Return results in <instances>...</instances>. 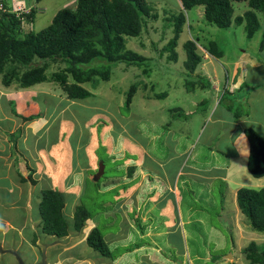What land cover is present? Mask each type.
<instances>
[{"label": "rangeland", "instance_id": "obj_1", "mask_svg": "<svg viewBox=\"0 0 264 264\" xmlns=\"http://www.w3.org/2000/svg\"><path fill=\"white\" fill-rule=\"evenodd\" d=\"M77 1L42 0L36 6L38 10L34 20L30 24L24 22L22 29L37 33L47 28L60 10L76 7ZM147 2L158 18L148 19L139 37L125 38L126 50L144 58L146 62L143 65L119 63L111 69L109 81L100 79L96 86L85 84L93 96L77 102L71 101L67 106V114L61 113L62 93L56 88L55 82H45L34 89H23L12 94L16 111L21 108L24 113L30 112L31 115L43 110L56 115L41 138L36 140L31 135L28 137V142L39 147L41 153V159L36 162L37 174L33 177L36 185L30 182L31 188L37 189L33 193L34 199H39L40 192L46 188L64 187L65 191L69 190L66 200H73L75 205H79V194L75 195L73 192L79 186L76 184H82L86 179L96 180L100 175L103 177L102 167L100 168L103 162L106 170L102 181L106 179L120 191V194H106L103 189L89 190L90 195L97 196V201L90 207L93 208L91 211L94 213V222L103 229L106 240L121 236L125 230L127 232L130 229L129 220L134 225V214L133 217L131 215L134 211L125 216L127 203L134 205L135 209L139 208L138 203L143 202L139 213L141 218L144 214L149 220L145 230L136 232L135 239L141 236V241L135 244L138 247L133 246L135 249L131 252H126V248L114 250L110 247L119 264L132 257L141 261L138 264H220L221 261L222 264H249L243 250L250 242L264 243V234L251 228L237 205L236 194L240 188H263L261 186L264 179L254 178L250 174L246 157L239 158L240 164L235 168L240 169L237 178L232 179L237 180V185L231 184L228 187L222 176L221 179L217 177L208 182L207 176L220 172L214 171L215 167L221 169L232 165V157L236 154H232L230 159L225 154L233 151L230 135L240 130L235 126V116L241 114L249 117L250 121L263 118V123L259 126L244 125L264 134V89L253 90V93L252 90L246 93L247 89L237 92L238 86H229L226 76L227 71L229 76L232 75L236 60L237 63L242 62L241 71L247 81L254 80L253 77L264 72V69L263 72L254 71L247 66L250 65V58L264 62V50H260L264 22L261 30L249 39L244 25L220 29L210 24L205 19L203 6L183 11L179 0ZM234 6L235 17L250 10L246 2L235 3ZM181 12L186 16V23L174 47L175 17ZM188 40L196 43L197 51L203 56L196 73L189 76L184 67V44ZM212 41L223 52L222 58H214L208 53ZM172 50L175 51L172 53ZM214 67L218 75H213ZM55 70L58 69L53 66L48 72L51 74ZM200 82L206 87L198 85ZM132 85H137L138 91L128 110L124 105ZM193 85L196 86L193 88ZM3 88L6 87L0 82V89ZM162 95L165 97H161ZM10 107L6 103L1 105V110L5 109L9 113ZM255 107H261V110L254 111ZM211 117L214 118L212 122L208 119ZM10 128L9 124H3L4 131L9 132ZM14 130L11 128V131ZM212 130H217V139L207 143L205 141ZM21 140L23 141L22 138L19 139ZM216 145L226 153L213 152ZM190 153L192 159L188 160ZM183 161L202 173L197 171L192 175L186 166L176 171L178 176L175 174L174 187L179 191L180 202L176 200L175 204L168 195L164 198L157 197L166 187L164 177L170 179ZM80 163L88 167H80L82 178L79 179L76 172L79 173L77 166ZM4 184L7 182L3 181V186ZM26 187L28 188L27 185ZM8 191L10 190H4L0 194L6 197L3 194ZM15 191L14 187L12 192ZM98 191L100 195L97 194ZM120 199L124 200L119 201V207L112 205ZM103 200L109 203L104 211L102 203L100 204ZM38 204H35V213L38 211ZM116 208L118 211L115 213ZM148 211H151L150 216ZM118 215L121 216L119 222ZM16 218L22 224L25 215L19 214ZM88 224L92 226L90 222ZM35 225L33 222L29 225V236L21 232L20 236L27 238L25 241L30 239L31 233L34 236L33 230L38 229L39 221ZM3 229L0 227V243L9 244L0 247V264H24L27 259L25 264H30L29 253H26L27 242H23V245L20 243L26 251L25 260L19 252L20 244L15 242L12 235H6L5 238V233H1ZM39 236L40 234H36L37 238ZM42 245L40 258L48 254L46 243ZM91 250L88 247L82 253L94 254ZM231 254L232 257L226 258ZM144 256L159 261L150 263L142 258ZM222 256L224 258L220 260ZM98 260L100 264L108 263L99 255Z\"/></svg>", "mask_w": 264, "mask_h": 264}, {"label": "trees", "instance_id": "obj_2", "mask_svg": "<svg viewBox=\"0 0 264 264\" xmlns=\"http://www.w3.org/2000/svg\"><path fill=\"white\" fill-rule=\"evenodd\" d=\"M179 2L183 11L203 6L206 21L220 29L244 25L249 39H252L263 26L264 0H179ZM243 2L248 3L250 10L235 17L234 4ZM35 15L36 11L33 9L30 14H23V17L26 23L30 24ZM150 18L156 19L158 16L152 13L147 0H78L76 7L63 8L55 15L47 28L36 33L25 32L22 29L21 17L11 12L1 13L0 82L6 87L3 89L14 94L23 89H34L45 82H55L69 100L77 102L90 98L93 94L84 86L85 84L90 83L96 86L100 79L109 81L111 69L119 63L143 65L146 62L141 56L126 50L125 38L139 37ZM175 19L176 38L172 43L174 47L186 23V16L181 12ZM184 50L186 53L184 67L189 76L196 73L203 61V56L197 51L196 43L192 40L185 42ZM260 50H264V32ZM174 51L172 50V53ZM208 53L217 59L223 57V52L218 50L214 41L210 42ZM173 56L176 59V55ZM53 66H56L58 70L50 74L48 71ZM198 85L206 87L201 82ZM194 86L196 85H193V88ZM245 89H247L246 86H243L242 91ZM137 91V85L130 87L125 109L131 108ZM9 104L11 112L17 115L14 100H10ZM42 116L43 113L39 112L23 116V119L32 121ZM235 117L240 119L244 115L238 114ZM21 130L19 128L13 135L18 134L16 137L20 138ZM245 135L250 143L248 171L254 178H263L264 136L249 127L246 128ZM20 155L24 157L23 154ZM101 167L104 177L106 166L103 162ZM132 168L135 170V166ZM34 173L31 170L28 177L19 175L23 182L36 185L33 179ZM103 177L100 175L96 180L86 179L84 183L78 184L75 190L70 189L76 193L75 195L80 194L82 200L79 205H76L73 216V227L76 231H82L85 223L94 218V213L91 211L93 208L90 205L95 204L97 196L90 195L89 190L96 188L103 189L106 194L114 192L120 194L118 187H113L106 179L102 181ZM68 192L69 190L65 191L64 187L55 188L54 186L40 192L41 199L36 214L37 216L39 214L41 218L44 234L57 238L69 235L70 224L65 210L71 206L73 200L71 202L66 200ZM97 194L101 193L98 191ZM236 199L239 209L249 221L251 228L264 234V187L259 190L240 188ZM116 203L112 205L115 206ZM100 204L103 211L109 206L107 200L100 201ZM133 213L135 217V211ZM120 217L117 216V222L121 221ZM137 221L139 230H142L144 228L142 218L138 216ZM87 244L103 258H116L100 226L92 229L87 237ZM243 253L249 264H264V243L250 242Z\"/></svg>", "mask_w": 264, "mask_h": 264}, {"label": "crops", "instance_id": "obj_3", "mask_svg": "<svg viewBox=\"0 0 264 264\" xmlns=\"http://www.w3.org/2000/svg\"><path fill=\"white\" fill-rule=\"evenodd\" d=\"M14 1L15 0H0V4H4V6L6 8H10V7H12V4L14 3ZM18 1H23L25 3V5L27 6V8H33L36 11V13L38 10V8L36 6H38V4L42 2V1L38 2L37 0H18ZM245 54L246 53H244L243 55L245 56ZM236 61H235V65H233L234 67H233L232 72H231L232 75L229 76V71L226 72V76L229 80L228 85L229 86L232 85V86H236V87L238 86L237 92L242 91L243 86H246L247 90H249V91L252 90V93H253V90L264 89V72H263L264 62H263V60L262 61H256L252 58L249 59L248 62H250V65L247 64L249 69H253L254 71H260L261 70V72H263L261 74L256 75L255 77H253L254 80H251V81H247L245 76H244V72L241 71V68H242L241 66L243 65L242 62L237 63L238 61L237 62ZM212 73H213V75H214V73L217 74L215 67L213 68ZM208 77H210V76L208 75ZM257 84H258V87H255V86H257ZM214 90L218 91L216 89H214ZM233 94H235V93H233ZM12 99H13V96H12L11 92H6L5 90L0 89V144H1L0 145V172H1V175H0V193H2V191H4V190H8V189L10 190V191L5 192L3 194V195L6 194L7 195L6 197H4L0 194V214L2 217L0 219V227H2V229L4 228L1 231L2 235L5 233L4 234L5 238H6V235H12V238L15 239V242H18L19 244L22 243V245H23V242H27V248H28L27 252L24 249H22L21 244H20L19 252L25 260H26L25 252L29 253V256L31 259L30 264H37V263L38 264H100L99 260H98L99 254L97 252L95 253V251L91 247H89V245L87 244L88 235L90 234L92 229H94L95 227H98L99 225L94 222L95 219L93 218V219L88 220L85 223V226H84L82 231H76L73 227V216H74L75 207H76V205L74 204V201L71 204V206H68L69 208H66V210H65L67 220L70 224L69 235L67 237L57 238L55 236H48L42 232V225L40 223L41 218H40L39 214H38V216L36 214L38 211L36 213L33 212L35 204L39 203L38 201H40V198L34 199L35 194H33V193L37 189H35V188L32 189L30 186V182H23L21 180L19 173L16 170V158L13 156V142L16 144L18 153L24 155L23 158L26 159L27 165L29 166L30 170H32V173L35 172L33 175V177H34L37 174L36 162L38 163V160L41 159V153H40L39 147L33 146V142H28V137L31 135L36 140L39 137L41 138L43 133L50 128L51 123L53 121V118L56 117V115L48 114V112H45L44 117H41V118H38V119H35L32 121H26L23 119V116H27L30 112L28 114L26 112L24 113L21 110V108H19L20 113L18 112L19 110H17L18 116L11 112V110H12L11 107L9 108V111H8L9 113H6L5 109L1 110L2 109L1 105H4L6 103L9 104L10 100H12ZM61 100H63L62 97H60V101ZM253 102L254 101L252 99V103ZM258 109L261 110V107H258ZM258 109H256V107H255L254 111H257ZM67 111H68V109H66V108L61 109L62 114H67ZM53 112H51V113H53ZM213 117L208 118V119H210L209 120L210 122H212L214 120ZM261 119H263V118H261ZM261 119H256L254 121H250L249 117H247V116L242 117L240 119H237L235 126L239 127L240 130H236V133L234 132V134L230 135L231 136V142L230 143H231V147H232L233 151L231 153H229V152L223 153V151L221 149H219L218 145H216V147H215L216 150H213V152H220L223 154L226 153L225 155L229 159L232 157V154H236V155H234V157H232L234 159L232 161V165L231 166H223L224 168H221V169L219 167L213 168L214 171L217 170L220 172L213 174V176H207L208 182L215 180L217 177H219V179H221V176H222L223 182H227L228 187L231 184L232 185L238 184L237 180L232 181L233 178H237V174L239 173V170H240V169H235L236 165L240 164V162L238 161L239 158H241V157L249 158V154H250V143H249V141L245 135V130L247 128L245 125L246 124H252V125L255 124V125L259 126V125H261V123H263L261 121ZM4 123L9 124L11 126V128H13L15 130L11 131V128H10L9 132L6 130L4 131V129H3ZM34 125H35V127H34ZM19 128L22 129L21 130L22 133H21L20 138H22L23 141L22 140L19 141L20 138L19 137L17 138L15 135H13L14 132L16 130H18ZM216 131L217 130H212L211 134L208 135V138L205 142L210 143L212 139L216 140L217 136H218ZM8 134H11V138H14L15 140L12 141V139L10 137H8ZM261 134L264 136L263 133H261ZM146 143H148V139H147ZM219 144L221 145V142H219ZM211 146H213V145H211ZM210 148L212 149L213 147H210ZM145 151H146V149H145ZM192 153H194V152H192ZM192 153L189 154L190 156H189L188 160L192 159L191 158ZM34 154H36V155H34ZM150 159L151 158L149 157L148 160L150 161ZM235 159H237V160H235ZM185 162L186 161H183L181 163V166L179 164L176 167V170H175L174 174L171 175L170 179H167L166 176L164 177L163 183L165 184L166 187L164 189V192L157 195V197L164 198L166 195H168V196L173 198V200L175 201V204H176V200L180 202L181 198L179 196V191L176 190L174 187V186H176V184H174L175 178H176L175 174L178 176V173H176V171L178 169L181 170V168H184L185 166L189 169L188 171H191L192 175H195V172L198 171L197 169H194V168H191L190 166H188V164ZM82 165L87 166L84 163H80L77 166V168H79V173L76 172V174L79 175V179L82 178V173H81L82 170L80 168ZM240 166H242V165H240ZM247 168H248V164H247ZM244 170H243V172H244ZM198 173H202V172L198 171ZM28 176H25V177H28ZM88 177H89V174H88ZM3 181L7 182V184H4V186H3ZM76 182H77V180L74 183L76 184ZM26 185L28 186V188L26 187ZM76 185H78V184H76ZM24 186H25V188H24L25 190L23 189ZM263 186H264V184L261 187H263ZM14 187L16 188V191H17L16 194H15L16 191L12 192V191H14ZM128 189H129V186H128ZM9 192L11 194H8ZM8 195H10V196H8ZM78 196H79V201L81 203V201H82L80 198L81 195L79 194ZM123 197L125 199V196H123ZM124 199H120L119 201L124 200ZM35 200L37 202H35ZM118 203L119 202L116 203V207H119ZM137 203H138V201H137ZM137 203H135V204H137ZM138 206H139V208L135 207V209H134V205H131L130 203H127L125 205V207H126L125 216H128L127 214L129 212H132V211H135V213H136V215L134 217L135 218L134 225H132L131 221L128 218L130 229L127 232L125 230V232L121 236H119V237L117 236V238H115V239H112L110 241L106 240L109 248L111 247L114 250H118L119 248H126V250H125L126 252H131L132 249H135V248H133V246L141 241V236H139L135 239V234L137 231H139V227H138L139 225H137V222H138L137 217L138 216H139V218L141 217V214L139 213V209L143 208V202L138 203ZM166 208H168V207H166ZM117 211H118V208H116V210L114 212L116 213ZM150 212L151 211H148L149 216H150ZM19 214L25 215V220L22 224L16 218V216ZM132 214H134V213H131V215ZM132 217H133V215H132ZM27 218H28V221H27ZM30 221L33 222V225H35L37 223V221H39L40 225H38V227H37L38 229L33 230L35 232L34 236H32V233H31L30 239L25 241V239H27V238L21 237L22 236L21 232H23L29 236V234H30L29 225L31 224ZM148 221L149 220H147V218H145V215L142 214V225L144 226V228L142 230L146 229ZM1 222H4V223H1ZM88 222H90L92 224V226H90L88 224ZM36 234H40V236L37 238ZM44 237H46L48 240ZM44 242L46 243V247H48L47 248L48 254L46 257L40 258V256H41L40 253L42 251V246H43L42 244ZM8 244H9L8 242H6L5 244L0 243V247L8 246ZM122 244H124V245L122 246ZM88 247L90 249H92L91 252L94 254L82 253ZM21 249H22V251H21ZM92 255H93L94 259H93ZM142 258H146L147 261L150 263L159 261L157 259L152 260L149 257H145V256ZM105 259L108 261V263H106V264H119L118 260L107 259V258H105ZM27 261H28V259L26 260V262H24V264L27 263ZM140 262H141L140 260L137 261L135 259V257H132V258L128 259L127 261H125L123 264H138ZM21 263L22 262H20V264Z\"/></svg>", "mask_w": 264, "mask_h": 264}, {"label": "water", "instance_id": "obj_4", "mask_svg": "<svg viewBox=\"0 0 264 264\" xmlns=\"http://www.w3.org/2000/svg\"><path fill=\"white\" fill-rule=\"evenodd\" d=\"M15 139L12 138V141H14ZM13 156L16 158V170L19 174H21L22 176H28L31 173V170L28 168L27 165V161L26 159H24L17 151L16 149V144L13 142ZM232 257L231 255L226 256L227 257ZM224 256H222L220 258V260H223ZM23 264V263H22Z\"/></svg>", "mask_w": 264, "mask_h": 264}, {"label": "clouds", "instance_id": "obj_5", "mask_svg": "<svg viewBox=\"0 0 264 264\" xmlns=\"http://www.w3.org/2000/svg\"><path fill=\"white\" fill-rule=\"evenodd\" d=\"M24 4H25V3H24ZM26 8H27V6H26ZM5 9H7L6 12H11V13H14L17 17H21V20H22L23 23L26 22V21H25V17H23V14H27V15H28V14H30V12L33 10V8H27L26 10L28 11V13H23V14H21V16H19V15H17V13L13 12V4H12V7H10V8H6V7H5ZM6 12H1V11H0V14H1V13H6ZM57 87L59 88L58 85H56V88H57ZM3 90H4V89H3ZM59 90H60V88H59ZM60 91H61V90H60ZM61 93H62V92H61ZM61 97H62V98L64 97V100H65V101L61 100L62 105H63L62 108H66V109H68L67 106H68L69 103H71L72 100L67 99L63 93L61 94ZM41 111H42V113H43V116H42V117H44L45 112H47V111H43V110H41ZM41 111H40V112H41ZM263 178H264V177H263ZM240 217H241V216H240ZM247 246H248V245H247Z\"/></svg>", "mask_w": 264, "mask_h": 264}, {"label": "built area", "instance_id": "obj_6", "mask_svg": "<svg viewBox=\"0 0 264 264\" xmlns=\"http://www.w3.org/2000/svg\"><path fill=\"white\" fill-rule=\"evenodd\" d=\"M26 5L24 4L23 1H18L15 0L13 3V12L17 13V15L21 16V14L23 13H28V11L26 10ZM0 11L1 12H6L7 9H5L4 4H0Z\"/></svg>", "mask_w": 264, "mask_h": 264}]
</instances>
